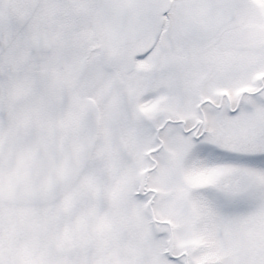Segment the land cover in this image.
<instances>
[{"label": "snow or ice", "instance_id": "6c2138e0", "mask_svg": "<svg viewBox=\"0 0 264 264\" xmlns=\"http://www.w3.org/2000/svg\"><path fill=\"white\" fill-rule=\"evenodd\" d=\"M0 264H264V0H0Z\"/></svg>", "mask_w": 264, "mask_h": 264}]
</instances>
